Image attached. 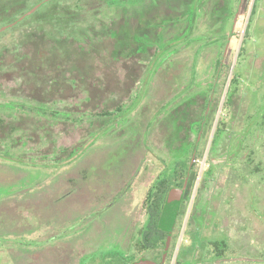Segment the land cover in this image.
Instances as JSON below:
<instances>
[{
	"label": "rangeland",
	"instance_id": "obj_1",
	"mask_svg": "<svg viewBox=\"0 0 264 264\" xmlns=\"http://www.w3.org/2000/svg\"><path fill=\"white\" fill-rule=\"evenodd\" d=\"M80 1L91 13L107 9L106 0ZM120 2L118 13L113 7L104 12L103 23L80 24L84 38L78 32L67 37L87 50L113 26L119 45L134 41V59L120 52L112 61L87 50L89 78L125 81L120 110L111 116L91 118L87 110L113 107L114 98L102 95L98 83L90 80L88 100L84 85L71 82L75 73L60 71L56 92L67 97H49L32 78L33 68L15 59L21 46L54 45L60 52L65 37L57 40L48 20L35 24L41 11L0 34V264H93L111 251L149 258L154 253L142 248L138 234L147 221L145 197L182 158L193 170L164 264H264V0H198L193 15V0H140L129 8L132 0ZM140 14H148L146 21L137 22ZM218 58L226 65L225 84L202 136L206 122L199 127L198 118L191 125L190 119L204 106L207 87H217ZM28 106L79 112L86 120L53 123ZM219 119L226 124L212 141ZM195 138L199 154L189 160ZM50 147L76 153L60 166L16 157Z\"/></svg>",
	"mask_w": 264,
	"mask_h": 264
},
{
	"label": "trees",
	"instance_id": "obj_2",
	"mask_svg": "<svg viewBox=\"0 0 264 264\" xmlns=\"http://www.w3.org/2000/svg\"><path fill=\"white\" fill-rule=\"evenodd\" d=\"M42 0H0V26L5 25L6 28L3 30H0V34L4 33L8 29H13L14 27H17L26 21H29L31 18H33L38 13L42 12V17L35 20V24L42 23L43 21L48 20V23L52 24L53 32L58 34L59 38L57 40H61L63 37H65V42H63L62 39V45L60 48V52H57V48L52 46L44 45L43 48H38L37 46H34L33 48L28 47V51H23L24 47L21 46L20 49H18V55L16 54L15 59L19 60L18 62L24 63L27 62L28 65L33 68V74L32 78H35L41 85L42 88L47 92V95L50 97L52 94H56L57 96L61 98L67 97V92L64 91L63 93H57L56 85L59 84L61 81V73L60 71H69L75 73V75H72L73 78H70L72 81V84L76 83L75 80H78L81 82L88 93V100H91L92 97V89L90 86H94L95 82L98 83V86L103 90L102 95H108L111 94L112 98H114V104L112 108H101L100 111H97V106H92V108L87 109L88 112L92 113L90 114L91 118H93L95 115L100 116H111L115 111L120 110V106L122 104V83H125L123 79H107L105 76L101 74L102 76L96 77L94 81L91 79V77H88V72L86 71L88 69L87 60L91 59L88 57L91 52L96 53H102L104 52L105 55H110L112 61H118L121 56L120 52H125L127 54V57L130 59H134L133 55L136 54L138 51H134L133 48H129V43L132 40L126 41L125 44L119 45L117 43V30L119 28H115L112 26V28L108 29L109 34L107 35L106 39L100 42H91L89 45L90 51H87L86 48L80 44H76L75 42H72L71 33L73 35H76L75 33L78 32L79 35H81L82 38H84V34L77 31L80 24H87L88 26L95 25L97 23H103L105 15L107 12L110 11L113 7L114 13H118L119 7H122L124 5L123 2H120L122 0H106L107 9L109 8V11L104 10L101 14L98 13H91L88 8H86L85 2H81L80 0H76L75 2H70L69 0H50L45 3V5H41L38 9L34 10L33 12L29 13L25 17L20 18L21 15H23L29 8H32L35 4L39 3ZM124 1V0H123ZM197 1L193 0L192 2V10L191 14L193 15V9L197 7ZM122 3V4H121ZM140 0H132V2L125 3L126 7H133L138 4ZM122 5V6H121ZM154 5V4H153ZM45 7V8H44ZM46 7H50L48 10H45ZM254 7L251 10V14L254 13ZM119 8V9H118ZM41 11V12H40ZM107 11L106 13H104ZM134 9L131 11V14L133 13ZM108 15V14H107ZM148 14H140L137 15V22H144L146 21V17ZM185 18L188 17V14H185ZM18 20L15 24H11L14 21ZM190 20V18H189ZM118 21V20H117ZM113 23H118V22ZM11 24V25H9ZM127 24V23H126ZM80 28V27H79ZM230 28L228 30V34H230ZM81 29V28H80ZM30 37V35H27ZM27 38V37H25ZM67 38V39H66ZM136 39V38H135ZM157 40L160 39V36L158 35L156 37ZM91 40V39H90ZM37 42V41H35ZM134 42V41H132ZM128 43V44H127ZM226 43V42H225ZM224 43V44H225ZM32 44H34L32 42ZM36 44V43H35ZM137 44V43H136ZM135 44V46H136ZM142 46V45H141ZM129 48V49H128ZM142 48V47H141ZM126 49H128L126 51ZM125 50V51H124ZM119 56V57H118ZM138 63V62H137ZM123 65V63H121ZM140 64V62L138 63ZM87 65V66H86ZM139 69H141V65H138ZM123 67H125L123 65ZM226 65L222 63L221 58H218L215 60V68L214 73H218V77L216 78V82L213 85L217 86L212 90L210 86L207 87L204 94L206 95L207 99H202L204 102V106L201 108V105L199 103L200 113L198 116H193L190 119V125L191 122L195 118H198V123L200 127V123L206 122V128L204 127L203 135H205V132L210 130L213 122H214V116L217 111L218 103L217 99L221 95V87L225 84V77H223L224 71H225ZM43 73V74H42ZM60 74V76H59ZM139 77L135 76L132 80H137ZM93 81L94 84H92ZM232 80V79H230ZM211 84V81H209ZM110 85L115 86L114 91L110 89ZM110 86V87H109ZM45 87V88H44ZM38 89H41L38 88ZM128 92V91H127ZM212 92L215 96L213 97V101L208 98L209 94ZM209 93V94H208ZM38 94V91H37ZM128 93H126L127 96ZM184 94V93H183ZM185 95V94H184ZM187 95V94H186ZM54 98L55 96L52 95ZM187 98V96H185ZM116 99V100H115ZM209 99V100H208ZM209 102H215L213 104V107L211 109H207V103ZM40 104V101H37ZM179 103L186 102V100L177 101ZM9 107L14 108L16 106L15 103H6ZM211 104V103H210ZM27 104H22V106H26ZM21 106V104H20ZM28 109H31L34 111V113H38L41 116H46L49 119H52L53 123L62 122V123H73L77 120L83 121L85 119V115L78 113H74L73 111H55L53 109H44L42 107H32L28 106ZM96 111L95 112H93ZM177 111V110H176ZM195 112V111H193ZM85 114V113H84ZM83 118V119H82ZM166 118V117H165ZM86 120V119H85ZM50 122V120L48 121ZM89 122H92L90 119ZM181 121L178 120L177 123H180ZM225 121L221 122L219 119L216 124V129L214 132V136L212 138H215L218 131L224 127ZM43 124L42 126H44ZM52 124L45 125L46 130H50L49 127H51ZM198 131V126L196 128H191L189 126V130ZM50 132V131H49ZM197 138V136H196ZM196 138L192 142V149L190 150V158L191 155L193 157L194 152L195 154H199L198 150L196 149V146L199 144L200 141H197ZM51 146V145H50ZM1 148V147H0ZM72 150V149H71ZM69 151H60V154L58 151H55L54 148H51L48 151H42V152H36L35 154L24 152V153H16L17 158H23L26 161L27 159H30L32 161V165H39V166H60L64 163H67L71 160V158L74 156V150ZM39 151V150H38ZM12 153L11 151H9ZM195 157V156H194ZM193 157V158H194ZM29 162V161H28ZM189 163L185 161V159H178L174 163V169L172 173L166 174L164 176H161L158 180L153 183V185L149 188L146 197H145V208L147 213V222L144 226L143 233L141 236L140 242L143 249L154 252L155 249L158 250V256H160L164 252L165 247V239L167 237L168 232L170 229L174 228L175 226L179 225L181 223V216L182 212L184 210V197L182 198L183 189L181 188L184 183L185 176L187 175V171L189 168ZM193 170V167L191 166L190 172ZM173 186V187H172ZM167 216V220L165 221V217ZM164 217V218H163ZM168 222V223H167ZM194 230V226L192 227ZM174 235V234H173ZM175 236L172 238V241L170 243L168 256L171 251V249L174 246ZM146 258L145 256L140 257H126L124 254L120 252H108L100 257L97 261H95L93 264H131L133 261ZM155 259V258H152ZM181 262L177 261V264H180Z\"/></svg>",
	"mask_w": 264,
	"mask_h": 264
},
{
	"label": "flooded vegetation",
	"instance_id": "obj_3",
	"mask_svg": "<svg viewBox=\"0 0 264 264\" xmlns=\"http://www.w3.org/2000/svg\"><path fill=\"white\" fill-rule=\"evenodd\" d=\"M189 170H191V166H189V168H188V171H187V173H186L187 175L185 176L183 186L181 187V188L183 189L182 198H183V196H184V192H185V190H186V186H187V182H188V175H189V173H190ZM172 171H173V170H172ZM172 171H171L170 173H172ZM159 177H160V175H159ZM159 177H158V179H159ZM156 179H157V178H156ZM158 179H157V180H158ZM172 187H173V186H172ZM146 222H147V221H146ZM145 225H146V223H145ZM145 225H144V226H145ZM144 226H142L141 229L138 231L139 239H141V236H142V233H143ZM169 234H170L169 246H168V250H167V252H166V255H165V258H164V262H163V264L165 263L166 259H168V251H169L170 243H171L172 238H173V228L170 229V231H169L168 234H167V237H168ZM167 237H166V239H165V241H164L165 243H166ZM148 252H149V251H148ZM157 252H158V250L155 249V253H154V252H151V253H154V254H153V255H150L149 258L146 257V259L154 260V261L160 263V261H161V259H162V257H163V253L159 256V259H158V260H156V259H152V258H154V256L157 254Z\"/></svg>",
	"mask_w": 264,
	"mask_h": 264
},
{
	"label": "water",
	"instance_id": "obj_4",
	"mask_svg": "<svg viewBox=\"0 0 264 264\" xmlns=\"http://www.w3.org/2000/svg\"><path fill=\"white\" fill-rule=\"evenodd\" d=\"M47 0H43L42 2H45ZM42 2H39L37 3L34 7H32L29 11L25 12L23 15L20 16L19 19L25 17L26 15H28L29 13H31L32 11H34L38 6H40L42 4ZM18 20L14 21L13 23L11 24H15ZM9 24V25H11ZM6 26H3L0 28V30H3L5 29ZM164 218V217H163ZM169 240H170V234L168 235L167 237V240H166V243H165V247H164V252H163V257L160 261V263L154 261V260H150V259H146V258H143V259H139V260H136V261H133L131 264H163L164 262V258H165V255H166V252L168 250V246H169Z\"/></svg>",
	"mask_w": 264,
	"mask_h": 264
}]
</instances>
